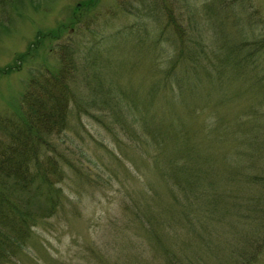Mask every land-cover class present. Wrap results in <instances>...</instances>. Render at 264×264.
I'll list each match as a JSON object with an SVG mask.
<instances>
[{
	"label": "rangeland",
	"instance_id": "obj_1",
	"mask_svg": "<svg viewBox=\"0 0 264 264\" xmlns=\"http://www.w3.org/2000/svg\"><path fill=\"white\" fill-rule=\"evenodd\" d=\"M226 33L264 38V0H0V115H21L27 83L58 71L67 44L88 100L51 137L58 204L32 186L36 218L6 264H264L246 201L264 191L250 182L264 176V61L229 53L232 78L215 69L209 44L219 66ZM186 45L209 58L188 63ZM184 164L194 187L170 174Z\"/></svg>",
	"mask_w": 264,
	"mask_h": 264
},
{
	"label": "trees",
	"instance_id": "obj_2",
	"mask_svg": "<svg viewBox=\"0 0 264 264\" xmlns=\"http://www.w3.org/2000/svg\"><path fill=\"white\" fill-rule=\"evenodd\" d=\"M226 6L225 2L221 4L222 8ZM233 12L232 10L234 15ZM224 15L230 16V11L224 12ZM174 25L177 26L176 24ZM179 33L181 42L184 39L185 31H180ZM197 34L198 39H201V34ZM188 36L186 34V40ZM225 37L227 41L219 45V50L225 49L227 53L224 58H219V66L215 56L218 48L217 50L214 49L212 40L209 44L211 53H214L210 62L215 69L219 67L223 71L226 67L222 68L220 62L233 60L227 56L229 53L232 54L234 59L240 54L238 61L241 64L251 63L255 65L264 61L262 56L264 38L250 43L246 39H239L238 35L230 37L226 33ZM188 39L193 44L200 41H195L192 38ZM186 46L188 49L183 53L187 56L188 63L196 65V63L200 64L203 59L207 60L209 58V56L205 55L203 48L195 50L193 48L194 45ZM76 51L72 44L65 45L64 51L60 54L61 67L58 71L52 72L48 70L41 72L37 77L29 80L21 97L20 116L7 117L0 115V264L11 262L14 255L13 249L25 244L27 231L36 218L37 213L28 204V196L25 197L31 191L32 186L36 185L31 192L33 196L43 194V189L45 188V196L51 199V192L56 191L54 203L47 208L48 212L53 211L58 204L60 190L55 183L61 175V167L56 159V144L54 145L51 142V137L66 128L71 102L77 101L80 103L83 101L84 104L88 102V100L83 98L82 88L75 89L77 81L74 75L75 62L73 55ZM180 55H182V50L178 51L177 57H180ZM223 73L232 78V76H229L230 74L228 75L224 71ZM86 81L87 85L91 84V81ZM93 96L96 97V101H98L97 97H102L99 96L97 90L93 92ZM119 116L121 118L123 114H119ZM143 124L147 129H151L150 124ZM150 133L151 137L153 136L152 134H162L154 130ZM141 142L139 141V143ZM171 163L172 161H170ZM174 168L172 166L171 175L177 176V173L180 172L187 175L188 179L186 180H184L183 176L184 187L197 185L196 177L192 175V172L187 169L185 164L181 165V168ZM227 175L234 177V174L231 173ZM250 178L251 183H258L264 188V176L252 174ZM263 194L264 191L262 194L248 197L246 200L256 206V213L259 214L256 216L261 219L262 225H264ZM220 197L223 198V196L219 195ZM253 239L254 249H252L255 250L258 244L264 243V231H255Z\"/></svg>",
	"mask_w": 264,
	"mask_h": 264
}]
</instances>
